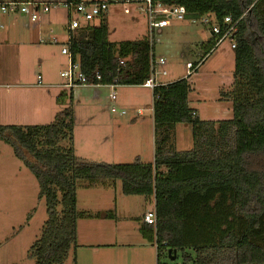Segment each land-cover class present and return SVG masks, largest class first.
Listing matches in <instances>:
<instances>
[{
	"label": "trees",
	"instance_id": "trees-1",
	"mask_svg": "<svg viewBox=\"0 0 264 264\" xmlns=\"http://www.w3.org/2000/svg\"><path fill=\"white\" fill-rule=\"evenodd\" d=\"M163 1L183 6L188 17L210 15L220 28L226 15L239 19L231 89L223 93L232 117L201 120L188 104V74L152 89L153 162L80 160L71 107L47 124L0 125V138L36 177L45 202L47 219L29 249L34 264H64L76 246L79 218L114 216L78 212V180L86 186L119 180L124 194L152 198L156 225L142 222L141 233L155 245L157 258L176 250L183 264H264V0ZM68 35L71 61H79L90 79L98 72L103 85L134 86L149 77L154 45L147 37L112 42L104 16ZM212 43L190 71L211 52L214 37ZM177 123L192 126V148L176 150Z\"/></svg>",
	"mask_w": 264,
	"mask_h": 264
},
{
	"label": "rangeland",
	"instance_id": "rangeland-1",
	"mask_svg": "<svg viewBox=\"0 0 264 264\" xmlns=\"http://www.w3.org/2000/svg\"><path fill=\"white\" fill-rule=\"evenodd\" d=\"M108 12L110 41L149 37L147 19L141 12L134 8L124 10L120 4L110 5ZM0 21L7 33L5 37L0 35V125L47 124L58 112L71 107L73 147L80 160L132 163L138 157L143 162L151 158L154 132L150 88L122 84L114 88L81 85L72 88L70 98V89L61 86L64 80L59 73L69 62L67 54L61 53L66 45L65 23L68 21L62 0L51 1L49 12L39 11L36 27L21 13H0ZM98 23L99 20H95L91 24ZM49 29L54 31L51 35H56L57 41H53ZM212 42L210 27L188 18L173 19L160 32L154 31V56L166 61L167 75L163 78L177 80L190 74L192 92L188 104L195 108L201 120L232 117L231 101L223 95L231 89L234 64L228 40L215 45L195 71L186 68L187 62L200 60ZM38 77H41V85L37 84ZM112 92L116 95L114 101L110 100ZM112 106L117 108L116 112L111 111ZM137 109H142L141 115L137 114ZM121 110L125 113H120ZM173 142L179 151L192 148V126L177 123ZM60 144L66 145L65 141ZM105 182L110 184L86 186L85 181L78 180L76 189L78 212L88 208H93L90 212H97L95 208L102 206L113 209L116 204L120 213L129 214L128 218L117 222L116 237H127L130 246L104 250L107 263L102 264H183L181 252H177L174 259L165 252L157 258L155 245L143 237L139 217L151 206L147 197L124 194L119 180ZM39 190V182L26 163L0 138V264H34L29 249L39 238L47 219L44 199L38 197ZM79 219H85L80 223V234L107 230L114 225L112 222L91 224L87 218ZM75 247L70 249L64 264H92L83 248L78 249L77 260Z\"/></svg>",
	"mask_w": 264,
	"mask_h": 264
},
{
	"label": "built area",
	"instance_id": "built-area-1",
	"mask_svg": "<svg viewBox=\"0 0 264 264\" xmlns=\"http://www.w3.org/2000/svg\"><path fill=\"white\" fill-rule=\"evenodd\" d=\"M120 4L124 10H131L132 8L145 15L148 24V35L150 42H154V31L162 29L171 23V20L190 19L192 22H200L205 26L210 27L211 33L215 38V45H218L224 40H228L230 47H235L234 33L237 29L238 20L233 21L231 15L223 17L224 28L214 22V18L210 15H200L188 17L187 12L183 6L172 5L164 2L163 0H79L77 2H62L68 12V21L66 29L69 32L79 28L90 25L95 20H99L106 14L110 5ZM50 2H42L37 0L20 1V0H3L0 1V13L11 14L21 13L26 15L30 21L35 22L39 19V11L42 13L49 12ZM73 15H72V14ZM4 25L0 21V30H3ZM69 39V35L67 40ZM53 41H57L53 38ZM67 43V42H66ZM61 53L67 54L69 58L68 65L65 69L60 71V76L63 78L62 86L66 89H72L81 85L99 86L103 85L99 82L100 74L95 72L90 79L82 71L79 61H71V54L68 45L61 48ZM120 65L123 60L119 61ZM166 61L163 57L152 56L150 60V74L145 81L140 84L142 87L150 88L151 90L160 84V76H166L167 71L164 67ZM191 63L186 64V68L190 71ZM37 84L41 85V77H38ZM107 85V84H105ZM115 87L116 85H108ZM116 95L114 92L110 94V100L114 101ZM152 110V105H151ZM112 112H116L117 108L112 106ZM138 114L142 113V109H137ZM120 113H125L121 110ZM142 222L145 224L156 225V213L154 208L147 210L142 215Z\"/></svg>",
	"mask_w": 264,
	"mask_h": 264
},
{
	"label": "crops",
	"instance_id": "crops-1",
	"mask_svg": "<svg viewBox=\"0 0 264 264\" xmlns=\"http://www.w3.org/2000/svg\"><path fill=\"white\" fill-rule=\"evenodd\" d=\"M30 1H32V0H30ZM37 1L51 2V1H57V0H37ZM63 1L64 0H62V2ZM104 17L106 18L107 24H108L109 23V12L108 11L104 15ZM37 21H35V22L30 21V22H32L33 27L37 26V24H38ZM66 25H67V22L65 23V29H66ZM108 28H109V25H108ZM162 29H158V32H160ZM49 33L51 35V34L54 33V31L52 29H49ZM0 35L2 37H5L7 35L5 26H4L3 30H0ZM51 37H52V39L53 38L57 39L56 35H51ZM67 38H68V31H67ZM67 38H66V42H67ZM66 42H65V44H66ZM210 53L206 56V58L201 63L198 64L196 69L202 63H204V61H206V59L209 57ZM187 63H191V62H187ZM196 69H194V71ZM188 78H189V76H188ZM159 80L162 83L173 81V80H167V79L163 78V76H160ZM61 86H62V84H61ZM64 89H66V88L64 87ZM191 92H192V87H191V90H190V92L188 94V101L190 100ZM151 93H152V90H151ZM193 109H195V108H193ZM141 114H139V115H141ZM196 114H197V112H196ZM153 158H154V147H153V150H152L151 158H149L148 160H146L144 162H153ZM137 159L142 161L140 157H138ZM147 200H148V203H150L151 206L150 207L147 206L142 211V213H141V215L139 217V222L140 223H142V215H143V213L145 211H147V210L152 209L153 206H154L152 198H147ZM95 209H96L95 211H97V212H105V211H108V210H110V211L113 210L112 212H113L114 216L112 218H87L88 222H91V224H95V223H92V222H103V223L104 222H112L114 225H111L110 228L107 229V230L99 229L97 231H95V230L90 231V232L87 231L86 233L80 234V223H81V221H83L85 219H78V221H77V240H76V247H75V251H74V256L78 260L79 259V251H78V249H82L83 248L84 251H85L84 253L85 254H89V256H90V260L89 261L92 264H102V263H107V255H106V253H103L104 250H112L114 246H119V245H123V246L128 245V246H130V244H129L128 240H127V237L122 236V235H120L119 237H116V233H117V229H118L117 228V222L119 221V219L128 218L129 214L124 215L123 213H120V211H118V206L116 204H115L113 209L112 208H107V206L106 207L102 206V207H98V208H95ZM92 210H93V208H88V211H92ZM124 238H126V240ZM143 245L146 246V244H144V243H143ZM101 254H105L103 256V259L100 258Z\"/></svg>",
	"mask_w": 264,
	"mask_h": 264
},
{
	"label": "water",
	"instance_id": "water-1",
	"mask_svg": "<svg viewBox=\"0 0 264 264\" xmlns=\"http://www.w3.org/2000/svg\"><path fill=\"white\" fill-rule=\"evenodd\" d=\"M167 254L171 259H174L176 257V250H168Z\"/></svg>",
	"mask_w": 264,
	"mask_h": 264
}]
</instances>
